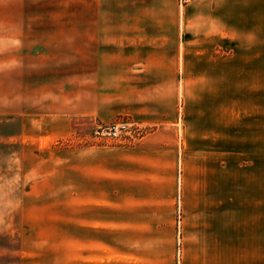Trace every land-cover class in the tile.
<instances>
[{
  "label": "crops",
  "instance_id": "1",
  "mask_svg": "<svg viewBox=\"0 0 264 264\" xmlns=\"http://www.w3.org/2000/svg\"><path fill=\"white\" fill-rule=\"evenodd\" d=\"M218 48L244 49V215L232 175L218 184L216 110L182 120L168 99L178 66L186 80L185 65L215 64ZM0 50L49 66L27 74L40 138L106 106L73 108L52 50H80L81 65L98 50L114 112L154 124L128 143L66 148L63 218L0 220V264H234L218 220H244V264H264V0H189L179 12L175 0H0Z\"/></svg>",
  "mask_w": 264,
  "mask_h": 264
},
{
  "label": "rangeland",
  "instance_id": "2",
  "mask_svg": "<svg viewBox=\"0 0 264 264\" xmlns=\"http://www.w3.org/2000/svg\"><path fill=\"white\" fill-rule=\"evenodd\" d=\"M175 1L179 12L184 10L189 0L181 4L180 0ZM79 51L52 50L57 56L52 62H58V65L51 64L58 74L56 84L60 88L66 83L67 89H71L74 109L94 108L101 99L106 106L96 117H73L69 134L52 140L48 136L40 138L39 132L32 127V120H29L37 100L34 96L37 81L33 82V77L27 74L34 71L39 74V71L49 67L47 62H44L45 59L39 61L30 58L20 64L16 55H21V51L0 50V220L63 218L62 170L65 149L124 144L154 127L153 121L142 126L130 114L114 112L111 71H104L98 76L103 66L95 64L99 60L96 59L98 50H89L88 62L82 65ZM190 51V60L199 55L198 50ZM212 56L216 61L211 66L185 65L188 74L186 80L179 79V65L176 97L170 91L168 99H173L177 117L180 118L187 108L198 105L204 112L209 105L216 110L212 127L218 141V184L226 185V176L232 175L234 207L242 209L244 215V49L218 48L212 52ZM103 68L111 69V66L105 65ZM209 73L211 79H207ZM198 75H201L200 80ZM103 88L106 92L104 95L100 93ZM42 91L37 90V93ZM82 94L87 95L83 97ZM128 119L141 127L138 133L134 132L133 139L112 140L104 137L100 141L96 137L97 126ZM51 203L53 208L50 207ZM218 224L223 234L226 237L229 234L232 238L234 264H244V220H218Z\"/></svg>",
  "mask_w": 264,
  "mask_h": 264
},
{
  "label": "built area",
  "instance_id": "3",
  "mask_svg": "<svg viewBox=\"0 0 264 264\" xmlns=\"http://www.w3.org/2000/svg\"><path fill=\"white\" fill-rule=\"evenodd\" d=\"M186 0H180V4ZM140 126L129 120L113 121L105 125L97 126L95 132L96 137L101 141L104 137L112 140H130L134 138V132L140 131ZM178 253V250H177ZM179 257V253H178ZM176 264H178V258H176Z\"/></svg>",
  "mask_w": 264,
  "mask_h": 264
}]
</instances>
